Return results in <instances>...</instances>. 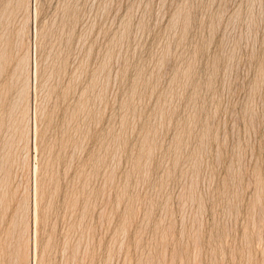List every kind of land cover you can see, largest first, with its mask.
Returning <instances> with one entry per match:
<instances>
[{"label":"rangeland","instance_id":"rangeland-1","mask_svg":"<svg viewBox=\"0 0 264 264\" xmlns=\"http://www.w3.org/2000/svg\"><path fill=\"white\" fill-rule=\"evenodd\" d=\"M0 66V264L35 200L37 264H264V0H0Z\"/></svg>","mask_w":264,"mask_h":264},{"label":"bare ground","instance_id":"bare-ground-1","mask_svg":"<svg viewBox=\"0 0 264 264\" xmlns=\"http://www.w3.org/2000/svg\"><path fill=\"white\" fill-rule=\"evenodd\" d=\"M23 7V6H22ZM18 8V7H17ZM5 9V8H4ZM14 10V9H13ZM6 11H8V10H6ZM16 11V10H15ZM18 12V11H17ZM15 13V12H14ZM35 17H36V10H35ZM33 13V14H34ZM3 15V14H2ZM3 18V17H2ZM6 18V17H5ZM4 18V19H5ZM36 19V18H35ZM34 19V20H35ZM33 30H35V29H33ZM36 34V33H35ZM0 68H1V66H0ZM33 77H34V80L36 81V79H37V64H36V60L34 61V66H33ZM36 87V86H35ZM26 110V109H25ZM34 110V109H33ZM22 116V115H21ZM31 119V118H30ZM32 122H33V129H34V131H33V133H34V149H36V141H37V133H38V127H37V120H36V110H34V112H33V119H32ZM36 160H37V158H36ZM36 163H37V161H36ZM38 165V164H37ZM34 174H35V176H36V174L37 175H39L38 174V167L37 166H35L34 167ZM35 180V179H34ZM36 182V181H35ZM34 182V183H35ZM37 185H39V183L37 184ZM36 186V185H35ZM39 187V186H38ZM37 191V189H36V187H35V194L33 195V196H35L36 195V192ZM38 195H40V194H38ZM36 197V196H35ZM39 197V196H38ZM36 199V198H35ZM34 199V200H35ZM1 208V207H0ZM33 213H34V216H33V218H34V250H33V252H32V264H37V238H36V236H37V223H38V205H37V202H36V200L34 201V208H33ZM39 229V228H38ZM24 232V231H23ZM27 234V233H26ZM27 235H25V237H26ZM19 248V247H18ZM32 251V250H31ZM30 253V252H29ZM88 255V254H87ZM87 257V256H86ZM19 260V259H18ZM16 261H17V259H16Z\"/></svg>","mask_w":264,"mask_h":264}]
</instances>
